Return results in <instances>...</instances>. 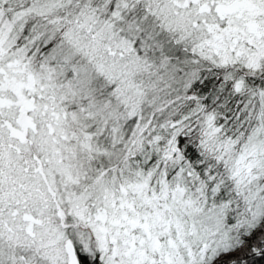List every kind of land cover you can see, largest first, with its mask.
<instances>
[{
	"label": "snow or ice",
	"instance_id": "snow-or-ice-1",
	"mask_svg": "<svg viewBox=\"0 0 264 264\" xmlns=\"http://www.w3.org/2000/svg\"><path fill=\"white\" fill-rule=\"evenodd\" d=\"M0 264H264V0H0Z\"/></svg>",
	"mask_w": 264,
	"mask_h": 264
}]
</instances>
